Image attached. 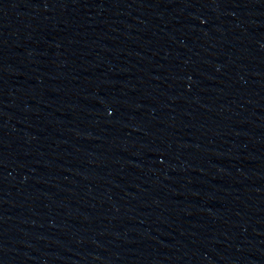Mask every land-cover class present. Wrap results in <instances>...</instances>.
I'll return each mask as SVG.
<instances>
[{
    "label": "water",
    "instance_id": "water-1",
    "mask_svg": "<svg viewBox=\"0 0 264 264\" xmlns=\"http://www.w3.org/2000/svg\"><path fill=\"white\" fill-rule=\"evenodd\" d=\"M219 0H0V264H209Z\"/></svg>",
    "mask_w": 264,
    "mask_h": 264
}]
</instances>
